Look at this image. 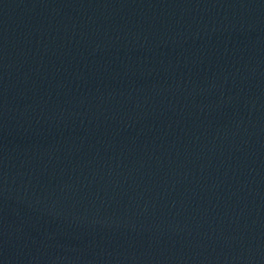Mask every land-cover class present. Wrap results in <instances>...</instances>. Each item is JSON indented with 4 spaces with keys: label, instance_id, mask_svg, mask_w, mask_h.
<instances>
[{
    "label": "water",
    "instance_id": "1",
    "mask_svg": "<svg viewBox=\"0 0 264 264\" xmlns=\"http://www.w3.org/2000/svg\"><path fill=\"white\" fill-rule=\"evenodd\" d=\"M0 264H264V0H0Z\"/></svg>",
    "mask_w": 264,
    "mask_h": 264
}]
</instances>
